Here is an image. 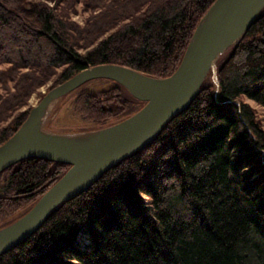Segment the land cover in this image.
Instances as JSON below:
<instances>
[{"label": "trees", "instance_id": "16d2710c", "mask_svg": "<svg viewBox=\"0 0 264 264\" xmlns=\"http://www.w3.org/2000/svg\"><path fill=\"white\" fill-rule=\"evenodd\" d=\"M54 1L0 0V63L11 65L0 70V83L16 86L0 97V144L31 109L2 122L58 67L57 85L106 64L171 76L216 0H83L96 12L83 29L67 18L77 0ZM104 35L78 52L79 40L89 47ZM23 69L32 71L18 76ZM216 70L218 85L210 74L150 146L60 205L0 264H264V129L246 101L264 107V10ZM130 99L145 106L115 83L79 94L75 107L103 129L122 119ZM69 168L37 158L0 173V229Z\"/></svg>", "mask_w": 264, "mask_h": 264}, {"label": "water", "instance_id": "95a60500", "mask_svg": "<svg viewBox=\"0 0 264 264\" xmlns=\"http://www.w3.org/2000/svg\"><path fill=\"white\" fill-rule=\"evenodd\" d=\"M263 10L264 0H216L197 27L179 67L169 77L153 78L126 66L106 64L81 71L49 91L16 133L0 146V173L37 158L70 168L29 212L0 229V256L36 233L60 205L150 146L166 125L195 101L218 59L238 43ZM95 79L118 83L145 106L88 137L44 133L41 121L49 105Z\"/></svg>", "mask_w": 264, "mask_h": 264}, {"label": "rangeland", "instance_id": "374dc122", "mask_svg": "<svg viewBox=\"0 0 264 264\" xmlns=\"http://www.w3.org/2000/svg\"><path fill=\"white\" fill-rule=\"evenodd\" d=\"M32 1L33 2L41 1V3H45V4L47 3L51 6H54L55 4L54 0H32ZM60 6H61V3H60ZM68 13H69V15H67L68 20L72 23L77 24L78 27L81 29L85 28L90 18L96 14V12L91 11L88 8H86V6L83 4V0H77L76 5L74 6V10H70V12ZM123 24H125V22L121 21L116 27H114L110 31V33H112V31H115L118 26H122ZM107 35L102 36V38L97 40L93 45L91 44L89 47L88 46L84 47L83 45L85 43L84 42L82 43L79 40L78 43H79V46L81 47L77 49L78 52L85 54V52H87L88 50H92L94 46L96 45V43L100 41L101 39L106 38ZM114 65H117V64H114ZM10 66H11L10 64L0 63V70H5L9 68ZM33 70L39 72V68H34ZM29 71H32V70H29V69L20 70L18 76L26 72H29ZM61 72H62V68L58 67L53 73H51L48 76V79L42 85L35 88L34 92L29 95L25 104L21 106V108L13 111L11 113V117H9L5 122H2L4 123L2 126L9 124L16 117L17 114L27 111L28 109H32L34 106L38 105V103L43 99V97L49 91L63 84L64 82L57 85V81H58L57 79ZM216 72H217L216 67H213L209 75L211 74L213 81L215 82V84L218 85V82H217L218 79L216 76ZM14 82L15 81L11 80V81H8L7 84H4V85L3 83H0V97L7 96L8 90L7 88H5L6 86L9 88L11 92L16 90V86ZM115 83L116 82H113L111 80H105V79L91 80L83 84L81 87L77 88L76 90L72 91L71 93L65 95L61 99L53 102L52 104L49 105V107L47 108L44 114V117L41 121V130L44 133H47L50 135H61V136L80 137V138L91 136L92 134H95L96 132L100 131L101 130L100 126L98 127V125L93 123L91 120L86 119L85 116L82 113H80V111L75 107V100L79 96V94L83 92H98L102 90H107V89L112 88L115 85ZM246 101L249 102L256 109L257 119L259 120L260 124L262 125L264 129V107L256 104L255 102L251 100L246 99ZM141 107H142L141 103H136L135 101L131 100V106L124 113L122 119L116 118L114 120H111L110 122H107V124H105L104 128L110 127L111 125L116 124L120 120H123L125 118L132 116ZM5 142L0 144V146L3 145ZM0 195H3V183L1 181H0Z\"/></svg>", "mask_w": 264, "mask_h": 264}]
</instances>
